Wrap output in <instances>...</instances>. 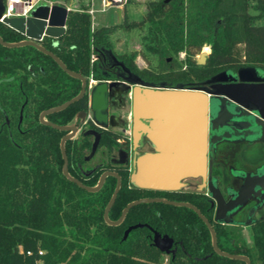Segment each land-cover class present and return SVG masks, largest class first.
Listing matches in <instances>:
<instances>
[{
  "label": "trees",
  "instance_id": "trees-1",
  "mask_svg": "<svg viewBox=\"0 0 264 264\" xmlns=\"http://www.w3.org/2000/svg\"><path fill=\"white\" fill-rule=\"evenodd\" d=\"M80 1L78 9L67 13L65 33L58 39L44 37L40 44L87 79L122 80L108 67L110 53L126 68L140 72L134 63L138 52L126 55L113 50L109 35L117 25L92 30L87 6ZM145 16L155 40L145 43L146 49L159 54L165 70L173 53L185 51L186 66L198 81L241 67L264 71V0H151ZM121 25L133 26L126 21L125 8ZM0 37L9 43L25 39L2 22ZM204 44L210 46V53L199 65L191 56ZM92 53L96 60L90 62ZM180 76L188 77L189 71H181ZM80 89V79L68 75L37 48L0 44V264H164V255L168 256L165 264H246L214 251L208 227L188 207L142 202L132 206L119 224L105 222L103 213L116 178L106 177L95 192L67 179L60 150L67 132L39 120L42 111L71 99ZM88 101L85 92L45 119L79 129L86 124L80 137L64 143L70 176L89 187L96 185L104 171L120 176L109 220L116 221L128 203L143 198L188 202L212 225L219 250L247 256L251 264H264V215L249 224L251 244H247L237 225L214 220L203 193L137 187L130 181L129 163L98 166L84 173L78 164L86 160L93 143V135L86 131H99L97 149L105 147L108 152L122 147L117 140L124 137L117 130L98 128L90 119L82 123L77 115L88 110ZM133 225L139 226L126 233ZM155 233L171 238L175 251L168 255L156 247Z\"/></svg>",
  "mask_w": 264,
  "mask_h": 264
},
{
  "label": "water",
  "instance_id": "water-1",
  "mask_svg": "<svg viewBox=\"0 0 264 264\" xmlns=\"http://www.w3.org/2000/svg\"><path fill=\"white\" fill-rule=\"evenodd\" d=\"M4 12L3 0H0V18ZM15 13H21L20 11H15ZM68 9L61 5H53L49 7L48 5H39L32 9L26 16H12L4 18L3 22L8 27L14 29L18 33L22 34L25 39L17 43H9L4 41L0 37V44L5 47H17L23 45H31L37 48L39 51L50 56L68 75L78 78L81 81V89L79 93L72 97L71 99L57 105L55 107L46 109L42 111L39 115L40 122L48 124L53 128L66 131L67 133L60 140V150L63 158V175L74 182L79 187L86 191L95 192L101 188L104 180L108 176H114L116 178V187L112 194L110 201L105 207L103 218L106 223L110 225L119 224L124 218L127 211L134 205L142 202H154L161 201L174 206H184L192 209L197 213V215L202 219V221L208 227L211 238L213 250L218 254L225 257L238 259L244 261L246 264H251L248 257L244 255H235L231 253L222 252L217 246L216 234L213 230L212 225L206 219L200 210L194 205L188 202L180 201H170L162 198H143L139 200L132 201L128 203L121 211L119 218L116 221H111L108 219L107 213L111 205L113 204L116 195L121 186L120 176L114 171H104L95 186L89 187L84 185L78 179L70 176L68 173V159L64 148V143L66 140L72 139L79 132V128L76 125H57L48 122L45 116L51 113L61 111L68 107L70 104L74 103L80 99L85 92L88 93V110L81 111L78 113L77 118L80 119L82 123H86L90 119L97 127L106 129L109 127H114L117 125L114 115L109 114V98L111 96L112 87L116 81L120 80H100L94 83L90 88L88 87L89 80L71 70H69L64 63L52 52L45 49L40 42L44 37H50L53 39H58L66 31V18ZM208 54L201 53L197 59V64L202 65L205 63ZM110 57L116 60V57L110 53ZM120 65L123 67L125 72L128 71L123 63ZM121 82H125V77L119 76ZM237 83H229L228 81L236 80ZM210 80L217 81L219 84L213 85L212 89L205 88L201 85H194L191 87H184L183 85H176L174 87H169L166 85L154 86L146 85L145 87L137 88L138 98L140 94L147 93V89L155 88L154 90H171L175 95H180L181 97H186L193 103L197 104V138H198V149H197V161L198 165L194 168H189L188 166H173L172 167V182H142L137 178L140 171L142 162L144 161V156H136L131 160L130 168V181L135 183V186L140 188L155 189V190H167L175 191L180 190L184 187V182L182 180L186 179H202L204 182L207 177H210L208 170L207 153L212 151V145L222 139L225 140H237L241 139L242 136L247 134L248 140H260L264 141V71L255 67H241L236 73L230 71H222L213 75ZM208 111L215 112V116H208ZM90 113V116H89ZM225 121H232L236 125L225 124ZM242 122H248L249 124L245 127L247 130L246 134L242 132L239 125ZM209 125V126H208ZM208 127L213 129L218 135H214L210 139V144H205V136ZM222 129H226L229 133L225 135L221 133ZM243 133V134H242ZM86 134H91L94 136L91 151L87 155L86 160L90 159L99 144L100 133L96 130L86 131ZM136 139L139 138V131L136 129L135 133ZM182 147L179 149L177 146L175 153L171 154L169 150L162 147L157 154H151L153 157H160L162 152H165V158L167 161L185 156L188 158V149L183 148L182 142L180 144ZM135 156V155H134ZM175 159V160H174ZM263 168L258 170L256 175L245 174L243 184L241 188L234 193V196L228 202H225L222 198L220 192L216 187L209 183L211 188V195L214 201H212V206L216 203L217 208L214 215V220L225 223V224H243L249 225L253 220L251 219V213L248 214V219L244 222L237 221L233 219V214L242 207L249 198L256 196L258 191L264 188V175L262 174ZM256 188L257 191H256ZM139 225L130 226L126 233L131 229L136 228ZM153 242L156 247L166 254L170 253V248L174 244L173 240L168 236H160L158 233L154 234Z\"/></svg>",
  "mask_w": 264,
  "mask_h": 264
},
{
  "label": "flooded vegetation",
  "instance_id": "flooded-vegetation-1",
  "mask_svg": "<svg viewBox=\"0 0 264 264\" xmlns=\"http://www.w3.org/2000/svg\"><path fill=\"white\" fill-rule=\"evenodd\" d=\"M151 41H155L153 35ZM153 54L155 55L156 63L151 66L148 64L146 67L141 68L138 73L132 69H128V71L125 72L120 65L121 61L118 58L114 60L110 57L107 60L109 69H111L116 75L123 76L126 79L125 82H121V80L118 82L116 81V83L124 84L126 89L124 92H122L121 89H116V103L114 105H111V98H109V114L114 115L116 117L115 120L117 121L118 117H120L121 104H123L124 100V124L126 128L130 129V135L127 136L125 140L118 139L117 141L126 148L127 152H129L130 159L134 157V154L137 156L140 154H157L162 146L167 148L171 154H174L177 146L180 145L178 136V120L180 118V115L178 114V105L155 101L148 110V108L142 105L138 100L137 88L145 87L146 85H166L174 87L179 84L191 87L199 83V85L205 88L212 89L213 85L215 86L219 84L217 81L210 80L211 77L204 79L203 81L196 80L194 72L191 69H188L186 65L181 66L182 64L174 59L173 56L167 59L168 62L171 63L170 67L165 70L164 65L161 63L158 56L159 54ZM150 71H152L153 74H151ZM181 71H189V76L181 77ZM238 81L239 80L236 79L228 82L237 83ZM149 89L154 90L155 88ZM210 114H212V117L215 116V112L208 111V116H210ZM225 124L236 125L232 121H225ZM248 124V122H242L239 125L244 134L247 132L245 127ZM108 129L114 130L112 127L103 130ZM136 129L139 131V138L137 139L135 137ZM119 132L122 133V131ZM221 133L228 135L229 132L226 129H222ZM214 135L218 134L208 127V145L210 144L211 137ZM249 150L252 152L251 156L256 158V161L249 160L248 158L243 159L242 154ZM207 161V172L210 174V177H207L204 182L202 179H198L199 183H197L196 188L199 191L195 192L203 193L206 196L209 201V208L214 217L217 205L215 203L212 206L211 202L214 200L211 195L209 183H212V186L217 188L224 201L228 202L233 198L234 193L241 188L244 180L242 175H256L260 168H263L262 174L264 175V141L248 140L247 134L237 140L222 139L212 145V151L207 153ZM184 184L185 186L188 185L187 182ZM257 189L258 188H256V191ZM182 190L194 191L189 189ZM261 207H264V188L259 190L256 196L249 198V200L240 207L232 217L236 220L238 215L245 212L248 219L249 213L256 212ZM175 249L176 245L173 244L170 248L169 254L173 253Z\"/></svg>",
  "mask_w": 264,
  "mask_h": 264
},
{
  "label": "rangeland",
  "instance_id": "rangeland-1",
  "mask_svg": "<svg viewBox=\"0 0 264 264\" xmlns=\"http://www.w3.org/2000/svg\"><path fill=\"white\" fill-rule=\"evenodd\" d=\"M55 1V0H53ZM151 0H126L121 8L112 6L108 7L105 10H101V4L99 1L94 0L93 8L96 10L93 14V22L96 26H109V25H117L115 29L110 33L109 38L113 46V50L116 54H126L131 55L133 52H138L134 57V63L138 69L146 67L148 64L151 66L156 63L155 55L146 49L145 43L152 40V34L148 30L147 22H144V18L146 17L147 12V4ZM40 5H44V2H41ZM124 8L126 11V21L129 24H132V27L125 28L121 25L124 20ZM143 21L142 25L138 27V23ZM94 29V28H93ZM154 42V41H153ZM201 53L209 54L210 46L204 44L201 48L194 51V54L191 56L192 60H195L197 63V59ZM172 56L174 59L179 61L182 66L187 65L185 59L187 58V54L185 51H179L178 53H173ZM111 92V105L115 104L117 90L121 89L122 92L125 91L126 86L122 83H115L112 87ZM124 100L123 104H121V113L120 117L117 119V125L112 127V129L117 131L124 132L125 120H124ZM119 110V111H120ZM86 129V124L83 125V128L79 130L75 137H80L84 130ZM93 139V138H92ZM246 151V150H245ZM86 154H89L88 151ZM252 152L249 150L242 154L243 159H249L252 161H256V158L251 156ZM131 163V159L129 156V152H127L126 148L118 147L113 152H108L105 147H100L96 149L94 155L90 158L78 164L79 168L84 172L88 173L95 167H108L110 165H118L121 163ZM188 185L186 189L199 191L196 188L199 180H191L187 182ZM185 189V188H182ZM264 215V207H261L256 212L251 213V219H257ZM237 221L244 222L247 220V214L243 212L238 215L236 218ZM237 228L247 244H251V231L249 225L238 224ZM168 256H163V263H167Z\"/></svg>",
  "mask_w": 264,
  "mask_h": 264
},
{
  "label": "crops",
  "instance_id": "crops-1",
  "mask_svg": "<svg viewBox=\"0 0 264 264\" xmlns=\"http://www.w3.org/2000/svg\"><path fill=\"white\" fill-rule=\"evenodd\" d=\"M97 1H99L101 4V0H97ZM53 2H55L56 5L64 6L69 10H76L79 7V0H55ZM80 2L84 3L87 6V9H89L90 7L93 8L94 0H81ZM125 2L126 0H124L122 4H115L112 6L121 8ZM93 10H94L93 12L94 14L96 10L94 8ZM93 14L90 16L92 29L98 27L93 22V18H92ZM138 100L142 105L146 106L148 110L149 107L155 101L168 102L169 104L178 105V114L180 115V118L178 120V136H179L180 144L182 142L183 148L188 149V158L186 159V157L184 156L183 159L181 157H178L176 158V160L174 159L175 161L173 160L167 161V159L165 158L166 155L165 152H162L160 154V157H153L150 156V154L148 155L140 154L138 156H144L145 159L141 164L137 178L142 182H148V183L158 182V181L172 182V167L174 165L177 166V168L181 166H185V167L188 166L189 168L195 169L198 165V161H197L198 138H197V129H196L197 104L193 103L186 97H181L180 95L173 94L170 89L169 90L147 89V93L140 94ZM205 144L207 147L208 144L207 133L205 136ZM181 147L182 146L179 145V149ZM136 156L137 155H135L134 157ZM129 166L131 168V164ZM191 180H196V179L190 178L182 181L185 183V182H190ZM131 183L135 185L133 181H131ZM186 187L187 186H184L182 188L186 189Z\"/></svg>",
  "mask_w": 264,
  "mask_h": 264
},
{
  "label": "built area",
  "instance_id": "built-area-1",
  "mask_svg": "<svg viewBox=\"0 0 264 264\" xmlns=\"http://www.w3.org/2000/svg\"><path fill=\"white\" fill-rule=\"evenodd\" d=\"M41 2H44V5H48L49 7L56 5V3L51 0H3L4 12L0 18V22H3L4 18H8L12 16H23V15L26 16L32 9L39 6ZM123 2L124 0H101V7H102V10H105L106 8L112 5L122 4ZM15 11H20L21 13H15ZM86 12L91 16L94 10L92 7H90L89 9L86 10ZM94 60H96V55L92 53L90 55V62H93ZM88 80H89V83H88L89 88L94 83L97 82V80H94L91 76L89 77ZM89 116H90V113H89ZM129 135H130V129L125 127L124 132H123V136H124L123 140H125L127 136ZM39 253L41 254V251Z\"/></svg>",
  "mask_w": 264,
  "mask_h": 264
}]
</instances>
